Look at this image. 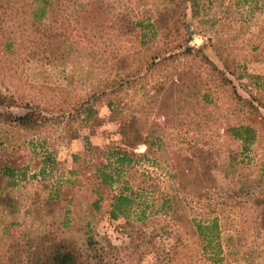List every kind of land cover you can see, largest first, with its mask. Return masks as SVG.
Listing matches in <instances>:
<instances>
[{
    "label": "rangeland",
    "instance_id": "rangeland-1",
    "mask_svg": "<svg viewBox=\"0 0 264 264\" xmlns=\"http://www.w3.org/2000/svg\"><path fill=\"white\" fill-rule=\"evenodd\" d=\"M92 1L90 13L84 12L80 21L86 23L85 17L90 16L96 39L104 38L93 54L68 49L61 66L38 57L24 63L21 45L5 63L0 62V93L16 101L0 103L4 113L0 147L10 135L13 144L8 155L22 165L16 189L24 190L25 203L67 192L56 216L71 222L70 229L86 252L112 264L206 263L208 256L202 253L199 239L189 231V217L206 221L215 215L242 229L241 238L234 242L228 236L233 227L221 230L223 263L264 264L262 242L255 237L254 201L228 196L232 189L237 192L239 177L247 180L246 186L256 184L259 169L255 167L245 178L247 170L240 165L226 166L233 157L254 165L264 161V141L251 144L242 155L241 141L226 131L228 121H259V114L264 116V0H248L239 7L236 0H197L194 6L191 0ZM136 20L142 24L130 28V21ZM148 20L154 26L147 25ZM187 45L200 49L213 64L202 63L195 51L163 60ZM185 61L189 68L182 67ZM192 69L201 75L197 87L189 76ZM102 91L108 95L97 100ZM203 92L210 102L204 104L205 97L202 105L194 102L193 97L198 99ZM238 97L251 101L258 112ZM108 98L121 102L116 112L107 107ZM86 100L94 104L92 115L77 113ZM25 102L39 105L48 118L39 134L10 128L5 113L24 114L28 111ZM133 115L140 117L145 133L159 135L152 148L143 142L129 148L124 144L119 126ZM259 127L263 129L257 123ZM109 145L137 155L138 177L134 179L139 184L134 188L148 215L144 220L132 218L127 224L124 219L110 218L107 190L95 188L94 172L106 161ZM67 178L74 182L67 185ZM101 194L105 199L95 206L93 201ZM32 216L21 210L6 219L0 217V245ZM12 219L22 225L3 231ZM252 246L257 252L251 262Z\"/></svg>",
    "mask_w": 264,
    "mask_h": 264
},
{
    "label": "trees",
    "instance_id": "trees-1",
    "mask_svg": "<svg viewBox=\"0 0 264 264\" xmlns=\"http://www.w3.org/2000/svg\"><path fill=\"white\" fill-rule=\"evenodd\" d=\"M92 2V0H0V62L5 63L6 58L13 51L19 50L21 45H24V63H30L38 57L40 61L61 66L66 62V51L68 49L79 54H82L84 50L85 55L93 54L96 49L95 45L104 43V38L101 36L100 39H96L94 34L95 23L92 21L93 19H89L90 16L85 17L86 23L81 24L80 21V17H83L84 12L90 13L88 6H91ZM246 2L248 0H236L235 4L239 7ZM191 3L194 6L197 4V0H191ZM147 22V25L154 26V23L150 20ZM141 24L142 21L136 20L130 21L129 26L134 29ZM192 51H195V49L187 45L181 53H172L167 57H163V60L176 58L181 54H188ZM200 52V49L196 50L194 52L195 57L201 56L202 63H212L204 53ZM154 58L155 56L153 60ZM183 63H185L182 66L184 69L189 68L187 61ZM213 68L224 80L231 82L230 79L225 77L223 71L217 69L215 65ZM183 73H185V70L180 72V74ZM189 76L192 80L191 82H193V87L198 86L196 82L201 83V79L197 81L199 77L201 78V75L195 69L190 71ZM180 80H184V78L180 76ZM188 83L186 84L189 85ZM106 86H109V84ZM120 86L122 87V85ZM106 95L108 93L102 91L96 99L100 100L102 96ZM200 97L201 99H199ZM200 97L198 99L193 97L195 99H193L194 102L202 105V98L204 97V104L210 102V99L207 98V93H201ZM14 100V98L12 99L11 97L10 100V96L0 93V103L15 104L16 101ZM238 100L246 104L251 110L258 112L257 106L251 101L242 97H238ZM105 103L113 113L118 110L121 102L108 98ZM24 104V107L28 109L24 114L13 116L5 113L10 128L30 135L41 133L48 124V118L41 113L42 108L40 109L39 105H32L29 102ZM262 106L264 107V101ZM84 111L88 112L89 115L94 114L96 112L94 104L92 105L86 100L85 103L80 105L77 113ZM1 115H4V113L0 112ZM259 118V121L252 119L245 122L239 120L227 122L226 131L229 136L242 143V151H240L242 155L249 150L251 144L264 141V116L259 114ZM139 120L140 117L135 115L129 119L125 118L119 126V134L127 148L143 142L150 149L159 141V135L155 136L152 133H145L139 125ZM257 123H260L263 129L261 127L258 129ZM4 141V145L0 147L1 220L11 215L14 216L21 210H23L24 215L32 212L33 216L29 221L25 219V224L23 223L22 228L10 232V239L5 238L2 241V245H0V247L3 246L0 248V264H112L102 258L95 259L97 255L86 252L70 229L72 227L71 222L67 218L56 216L60 209L59 206H61V199L68 198L67 192L61 193L57 191L55 195L46 196L41 200L36 198L37 202L33 200L30 205L25 203L26 195L24 190L16 189V178L22 165H16L14 163L15 160L10 157L11 154L8 155V149L13 144L10 135H7ZM26 141L27 138L23 139V142ZM107 151V159L95 170L94 179L95 188L98 191L99 189L107 190L105 195L109 201L110 218L124 219L127 224L132 223L133 219H146L148 215H146L144 209H141L140 196L134 188V185L139 184L134 179L138 177L136 176L138 170L135 163L136 159L134 160L137 155L129 150L118 149L113 145H109ZM75 158L77 159V155H74ZM251 162L245 161L244 158L237 159V157H233L231 162L226 165L227 167L240 165L241 170H247V173L245 172L242 175L245 178H249L253 174L255 167H258L257 169L260 172L259 178L256 179V184L254 185L246 186L244 183L247 180L240 181L241 177L236 179L239 182V188L237 192L232 189L234 191L231 190L228 196L230 200L235 197L246 196L249 200L254 201L253 203L256 205L254 207V223L257 231L255 237L261 239L260 248H262L261 253L264 255V161L258 165H254L255 163ZM23 166L26 167L28 165ZM74 172L76 170L70 171V173ZM125 173L126 176H124ZM225 173L228 176V172L226 171ZM73 182L70 178L66 179L67 185ZM117 184L121 185L115 187ZM243 192L244 195H242ZM103 198L105 199L101 194L98 199H95L93 201L95 206ZM238 204L241 203L238 202ZM66 212L64 211V213ZM7 224L3 227V231H10V226L12 225H22L21 222L13 219ZM227 226L234 228L232 233L228 235L229 240L234 242V240L237 241L241 238L240 230L242 229L239 227L240 225L231 222L226 224L219 215L207 218L206 221L189 217V231L199 239L202 253L208 256L206 258L208 261H204L206 263L203 264H225L221 255L220 232L225 228H230ZM243 228L245 229L246 226L243 225ZM1 249L3 250L1 251ZM251 250L250 260L252 262L257 250L253 246ZM159 253L160 251L157 249V255Z\"/></svg>",
    "mask_w": 264,
    "mask_h": 264
}]
</instances>
